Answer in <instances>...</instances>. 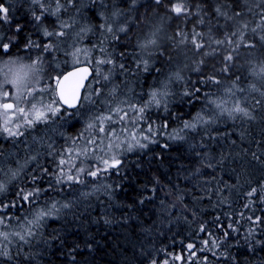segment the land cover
<instances>
[{
	"label": "snow or ice",
	"instance_id": "6c2138e0",
	"mask_svg": "<svg viewBox=\"0 0 264 264\" xmlns=\"http://www.w3.org/2000/svg\"><path fill=\"white\" fill-rule=\"evenodd\" d=\"M20 2L28 4L29 24L37 37H24V50L35 52L34 57L29 52L28 59L12 58L13 50L20 47L18 41L24 35V28L19 23H13L12 4L8 0L0 3V55L9 57L0 67V197H6L9 192L13 196L7 201L0 199V264H41L45 256L63 253L65 245L71 253L82 251L80 243L68 244L70 237L66 235L67 229L63 223L69 216L72 217L70 222L77 233L79 228L85 227V220L93 224L110 225L113 218L108 206L99 218H92L89 214L93 199L100 200L101 196L111 207L128 209L120 218L125 223L137 219L135 211L147 207L153 201H157L158 210L166 219L173 216L174 208L180 213L176 219L187 221L185 211H191L195 216V210L188 209L187 205H183V210L177 207L184 201V189L178 184H172L171 188L162 187L158 180H154L151 186L144 184L132 203L116 202L117 193L125 191L129 183L135 184L129 165L137 169L142 167L139 161L129 160L128 157L133 153L136 156L146 154L154 144L168 149L170 144L167 141L185 142L190 149L196 150L194 155L199 158L198 163L211 168L213 165L207 161V151L202 155L199 149H207V142L217 139V126L225 119L233 124L239 122L249 126L264 122V91L254 86L245 88L238 84L236 78L230 87L217 90L220 94L215 98L213 94L205 92V107L183 120L179 127L169 130L167 118L158 124L160 118L153 119L149 113L154 110L168 113L169 97L173 95L168 82L183 79L179 72H174L166 78L167 82L154 88L146 101L137 103L127 98L120 91V84L115 81L117 75L127 71L122 60L117 62V57L125 56V52L110 51L103 40L92 48L77 47L67 51L62 47L67 41L60 38L68 35L66 29L72 25L61 15V11L67 13L70 7L78 10L80 0H17V3ZM92 2L96 3L97 0ZM126 2L136 10L137 0ZM99 3L101 8L106 7L104 0H99ZM144 7L154 10L153 14L161 20L181 22L175 28V36L171 38L180 44L189 42L192 50L201 56H219V68L214 71L223 75L233 68L234 59L241 56L242 48L247 50L248 55L257 50L264 51V0H150ZM112 15L123 13L114 11ZM193 17L192 28L186 29L184 24ZM142 19L145 17H137L138 21ZM137 27V23L131 24V29ZM100 28L116 41L121 39L117 33H124V39L131 35L129 27L125 25H119L116 32L111 23H107V27L102 23ZM90 30L85 25L80 32ZM158 32L159 29L149 30L138 38L139 53L135 55V66L143 72L150 70V57L157 53L163 55L161 49L157 48ZM216 33L220 34L219 37ZM93 52L95 55H92ZM58 53L71 56L73 65L79 67L51 75L59 67L56 60ZM45 54L55 67L52 63L46 64ZM81 57L84 58L83 62ZM151 70L157 71L154 68ZM250 75L264 78V62L259 68L253 67ZM222 78L207 75L203 77L202 83L219 85ZM197 92H200L199 88L183 93L189 97L187 103L200 99L195 96ZM251 92H258L259 98L254 97L253 102L248 103V97L244 94ZM69 117L82 122L83 129L75 136L65 137V144L59 148L51 137L34 134L38 125H47L51 129L52 125L61 121L67 123L66 118ZM214 128L217 129L216 134L213 133ZM57 134L65 136L58 130ZM21 137L24 139L21 140ZM158 137L166 140L161 143ZM197 137L199 142L193 143ZM244 139L246 136L242 130L241 140ZM4 140L12 141L17 149L20 144H24L25 148L7 152L2 147ZM45 157L48 163L42 162ZM261 157H264V150L251 152V160L264 168ZM199 171L197 167L193 174ZM247 183L250 186L242 193L246 211L238 214L237 221L227 224L221 221L220 216H216L213 227L219 231V236L207 224L200 223L196 232L207 238H201V247L197 251L210 253L214 259L229 260L228 250L232 246L230 236L238 233L239 219L246 220L249 225L243 236L249 251L256 246L264 247V239L260 238L264 236V218L253 212L257 206H264V179L255 186H251L250 181ZM173 189L175 202L166 201L165 197L172 195ZM158 191L164 195L157 197ZM63 193L68 195L64 196ZM218 203H227V198L219 199ZM10 208L20 211L26 209L27 214L11 213ZM249 212L252 214L249 215ZM49 221L60 222L61 228H53L45 235L44 230L49 227ZM169 223H172L171 219ZM93 243V240L85 239L83 248L91 252ZM194 247L193 243L186 245L187 256L165 253L160 264H169L170 260L191 264V257L196 256V252L192 251ZM140 254L144 255L143 252ZM148 256L151 258L147 259V264H157L151 253ZM71 259L75 262L76 256L71 255ZM197 264H209L208 256L200 257Z\"/></svg>",
	"mask_w": 264,
	"mask_h": 264
},
{
	"label": "trees",
	"instance_id": "16d2710c",
	"mask_svg": "<svg viewBox=\"0 0 264 264\" xmlns=\"http://www.w3.org/2000/svg\"><path fill=\"white\" fill-rule=\"evenodd\" d=\"M4 2L5 0H0V3ZM104 2L106 7L101 8L99 0L96 3H93L92 0H80L78 10L74 7H70L67 13L62 10L61 15L72 25L66 29V32L68 36L78 33L80 30V25H77L78 21L86 19L87 23L85 22V24L91 25L93 31L84 41L80 42L81 46L92 48L93 45H98L103 40L105 47L109 48L110 51L114 53L125 52V56L117 57V62L122 60L127 68L136 69L139 72L141 91L139 99L135 100L137 103L147 100L148 94L156 87L155 85L161 78H168L174 72H179L183 79L168 83V87L173 93L169 97L168 113L161 114L155 110L149 113L153 119L160 118L157 121L158 124L167 118L169 130L179 127L183 120L189 119L205 107L203 95L205 92L213 94V98H215L220 94L217 90L230 87L236 78H238V84L245 88L254 86L256 89L264 91V78H255L250 75L253 67L259 68L260 64L264 62V51L257 50L252 55H248L247 50L242 48L240 50L241 56L234 59L233 68L229 70L227 75H223L214 71V69L219 68V56H201L199 52L192 50L189 42L180 44L171 38L175 36V28L181 22L161 20L153 14L154 10L144 7L149 4L150 0H137L136 10L127 5L126 0H104ZM8 3L13 6L12 13L15 17L13 23H19L24 28V35H21L19 39L20 47L15 48L12 55L19 49V56L28 58V53L32 52L34 57L35 52L31 49L26 52L23 47L25 35H32L33 39L37 38L29 24L28 4L17 3V0H8ZM114 11L123 13L117 18L122 25L129 27L131 35L128 39L123 38L124 34H117L121 39L113 40L110 38V34L106 35L104 30L100 28L102 23L106 25L109 17H113ZM161 15H163L162 12ZM137 17H145V19L138 21ZM194 20L195 17L186 22L185 28L191 29ZM74 21L75 23H73ZM133 22L138 24L135 29H131ZM49 27L51 28V24ZM197 27L199 28V26ZM154 29H159L161 34V41H159L157 48L161 49L163 55L157 53L150 57V70L143 72L135 66V55L139 53L138 38ZM216 35L219 37L220 34L216 33ZM44 59L46 64L52 63V66L55 67L54 62L48 61L47 54H45ZM67 67L60 65L51 72V75L63 72ZM153 68L157 71H152ZM196 69L200 70L196 71ZM171 72L173 73L169 74ZM46 73L48 74L47 70ZM207 75L223 76L221 84L202 83L203 77ZM194 88L200 89V92L195 93V96L200 97V99H193L191 103H187L189 97L184 96L183 93ZM244 95L248 97V103L253 102L254 97L259 98L258 92L245 93ZM67 121V123L61 121L57 129L58 131L62 130L65 137L75 136L82 131V122H77L71 118ZM46 126L38 125L35 130L36 133L41 136ZM217 128L219 130L217 139L209 140L207 149H199L202 155L207 151V161H210L213 167L200 165L198 163L199 158L194 155L196 150L190 149L185 142L167 141L170 144L168 149L162 148L159 144H154L150 146L146 154L142 153L136 156L133 153L128 157L129 160L139 161L142 167L137 169L133 168L131 164L129 165L130 175L134 178L135 184L129 183L125 191L116 195V202L121 204L132 203L142 191L144 184L151 186L154 180H158L160 186L167 188H171L172 184H178L180 188L185 190L186 194L183 203L178 204L177 207L183 210V205H187L188 209L195 210V216L192 215L191 211H185V215L188 217L187 221L182 218L176 219L180 213L174 208L172 209L173 216L166 219L159 212L157 201H153L147 207L135 211L137 219H130L125 223L120 218L122 214L128 212V209L111 207L109 202L101 196L100 200L93 199V207L89 210V214L92 218H99L105 207L108 206L113 222L110 225H104L103 223H89L85 220L83 221L84 228H79V225H76L79 228L77 233L70 222L72 217L69 216L63 223V227L67 229L66 235L70 237L68 244L80 243L83 250L71 253L68 246L65 245L63 253H58L55 256L47 255L41 264H147V259L151 258L148 256L149 253L156 258L157 264H160L161 260L165 258V253L187 256L186 245L189 243L195 245L192 251L196 252V256L191 257V264H197L199 258L203 256H208L209 264H264V247L256 246L254 250L249 251L243 240V236L249 227L248 222L244 219H239L238 233H233L230 236L232 246L228 250L229 260L214 259L210 253L197 251L201 247L200 241L203 237L202 233L196 232L197 226L203 222L213 231H216V235L219 236V231L213 227L216 223L215 217L220 216L221 221L225 224L237 221L238 214L246 211L243 208L245 198L242 193L250 186L247 181L251 182V186H255L264 179V168L251 160V152L264 150V122L249 126L239 122L233 124V122L225 119L224 122L218 124ZM242 130L246 136L244 140H241ZM56 131L50 133L55 134ZM213 133L216 134L217 129L214 128ZM52 134L46 135V137L52 136ZM27 135L28 133H26ZM59 136H57V141H53L56 142L57 148L65 144V137ZM20 139L23 140L24 138L21 137ZM158 139L161 138L158 137ZM165 140L166 138L161 139V143ZM233 140L236 141L235 144L232 143ZM192 142L198 143L199 137ZM257 142H259V148ZM2 147L7 152H13L22 151L25 145L20 144L19 149H17L12 141L4 140ZM245 152L248 154L245 155ZM261 159L264 160V157ZM42 162L48 163V158H42ZM197 167L200 168V171L194 175L193 171ZM226 185L231 187H226ZM174 192L173 189V194L165 197L166 201L175 202ZM62 195L67 196L68 193ZM156 195L160 197L164 193L158 191ZM224 197L227 198V203L219 204V199ZM0 199L7 201L13 199V196L9 192L6 197H0ZM9 211L14 214L18 212L20 215L27 214L26 209L20 211L16 208H10ZM253 212L255 215L264 218V206H257ZM225 213L229 215L226 216ZM248 214L251 215L252 212ZM229 217L231 218L229 219ZM169 219L172 220V223H169ZM48 224L49 227L44 230L45 235L53 228H61V223L57 221H49ZM260 238L264 239V236ZM85 239L94 241L91 252L83 248ZM141 252L144 255H141ZM71 255L76 256L75 262L72 261ZM169 264H183V262L170 260Z\"/></svg>",
	"mask_w": 264,
	"mask_h": 264
},
{
	"label": "rangeland",
	"instance_id": "374dc122",
	"mask_svg": "<svg viewBox=\"0 0 264 264\" xmlns=\"http://www.w3.org/2000/svg\"><path fill=\"white\" fill-rule=\"evenodd\" d=\"M109 18L110 19H107V23H111L112 24V27H113V31L116 32L117 27L119 25H122V24L118 20L117 16H113V17H109ZM85 22H86V19L85 20H82V21H78L77 25H80V28L79 29H81V27L87 25L91 29L90 31L80 32V30H79L78 31L79 32V35H77V33H76V34H72V35L70 34L69 36L67 35L66 37L60 38L62 40H66L67 41L66 44L62 45V47L65 50L71 51V50H74V48H77V47L78 48H81V49L91 48L90 46L89 47L88 46L85 47L84 45H82V46L80 45V42L81 41H84L86 39V37L88 35H90L92 33V31H93V27L91 25L85 24ZM107 23H106L105 27H107ZM117 34L121 35V34H124V33H117ZM160 35H161L160 32H158V45H159V41H161ZM92 55H95V53L93 52ZM0 56H1L0 57V67H3V62L6 61L7 59H9V57L6 54L0 55ZM19 57H21V58H24L25 57L24 59H28L26 56H24V57L23 56H19ZM12 58H16V56L14 57L12 55ZM81 59H82V62H83V59L84 58L81 57ZM56 60L59 62V66L60 65H66V66H68L66 70H68L70 68H73L75 66H78V65H73L71 56H65V55H63V53H58L57 56H56ZM65 61H67V63ZM126 69H127V71L123 75H117L115 77V81L120 84V91L121 92H124L127 98L135 101V100H138L139 99V95H140V91H141V88H140V79H139V72L136 69L135 70H132V68H127L126 67ZM66 70H64L63 72H65ZM173 72H171L169 74H172ZM45 74L47 75V73H45ZM0 79H2V77H0ZM164 82H167L166 81V78H161L160 81H158L157 84L155 85L156 86L155 88H157L161 83H164ZM93 87H95V85H93ZM160 113L161 114H164L163 112H160ZM66 119L69 120L70 117L69 118H66ZM59 124H60V122L51 126V129H55V130H51L49 128V126H46V128L43 130V132L41 133V135H43V136L46 137V135L52 134L50 132H55L59 128ZM59 132H63V131L61 130ZM34 134L37 135V136H40V135H38L36 133V131H35ZM57 136H58V134L55 133V134H52V136L50 135V136H47V137H51V140L52 141H57ZM59 137H62V136H59ZM63 137H65V136H63ZM61 139H63V138H61ZM55 143L56 142H54V144ZM13 152H16V151H13Z\"/></svg>",
	"mask_w": 264,
	"mask_h": 264
},
{
	"label": "flooded vegetation",
	"instance_id": "af4514ba",
	"mask_svg": "<svg viewBox=\"0 0 264 264\" xmlns=\"http://www.w3.org/2000/svg\"><path fill=\"white\" fill-rule=\"evenodd\" d=\"M18 43H19V41H18ZM14 57L16 56V57H19V49L18 50H16V53L13 55ZM1 57V56H0Z\"/></svg>",
	"mask_w": 264,
	"mask_h": 264
},
{
	"label": "water",
	"instance_id": "95a60500",
	"mask_svg": "<svg viewBox=\"0 0 264 264\" xmlns=\"http://www.w3.org/2000/svg\"><path fill=\"white\" fill-rule=\"evenodd\" d=\"M76 67H79V66H76ZM70 70H72V68L71 69H69V70H67V71H70ZM89 71H92V69L91 68H89ZM89 79H91V77H89ZM69 111H73L72 109H69Z\"/></svg>",
	"mask_w": 264,
	"mask_h": 264
}]
</instances>
